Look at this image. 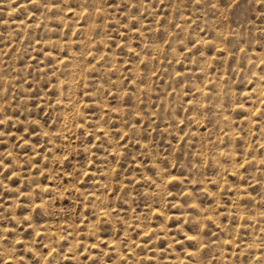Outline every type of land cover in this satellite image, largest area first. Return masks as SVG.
I'll return each mask as SVG.
<instances>
[{
  "label": "rangeland",
  "instance_id": "1",
  "mask_svg": "<svg viewBox=\"0 0 264 264\" xmlns=\"http://www.w3.org/2000/svg\"><path fill=\"white\" fill-rule=\"evenodd\" d=\"M0 264H264V0H0Z\"/></svg>",
  "mask_w": 264,
  "mask_h": 264
}]
</instances>
